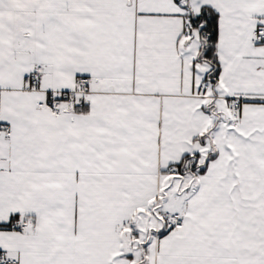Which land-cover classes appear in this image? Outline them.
I'll return each mask as SVG.
<instances>
[{"label": "snow or ice", "instance_id": "obj_1", "mask_svg": "<svg viewBox=\"0 0 264 264\" xmlns=\"http://www.w3.org/2000/svg\"><path fill=\"white\" fill-rule=\"evenodd\" d=\"M0 264H264V0H0Z\"/></svg>", "mask_w": 264, "mask_h": 264}]
</instances>
